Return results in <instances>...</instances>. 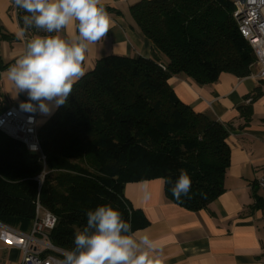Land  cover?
<instances>
[{"label": "trees", "instance_id": "16d2710c", "mask_svg": "<svg viewBox=\"0 0 264 264\" xmlns=\"http://www.w3.org/2000/svg\"><path fill=\"white\" fill-rule=\"evenodd\" d=\"M232 9L230 0L131 4L137 27L163 60L154 52L97 59L73 86L67 104L37 126L44 161L0 130V221L16 218L31 226L38 201L57 217L48 236L65 251L86 224V213L99 205L118 209L133 230L147 224L124 197L127 182L162 178L166 197L191 210L215 200L224 190L231 128L181 101L169 79L178 75L203 85L223 72L249 75L255 56ZM23 15L18 9L19 23ZM8 64L0 57V73ZM9 107L0 105V113ZM43 170L39 184L36 176ZM182 170L192 186L177 201L171 188ZM255 204L264 201L258 197Z\"/></svg>", "mask_w": 264, "mask_h": 264}, {"label": "crops", "instance_id": "0c3cea01", "mask_svg": "<svg viewBox=\"0 0 264 264\" xmlns=\"http://www.w3.org/2000/svg\"><path fill=\"white\" fill-rule=\"evenodd\" d=\"M136 1L104 0L114 25L86 53L85 72L110 54L151 57L154 52L163 60L130 13ZM14 7L12 0H0V33L9 35L0 34V57L9 63L0 73V105L21 108L27 94L14 95L5 75L25 47V40L16 36L20 23ZM169 84L192 109L230 126L224 190L207 207L191 210L166 197L162 178L127 182L126 201L147 220L133 231L153 240L152 254L160 264H264V205L255 204L258 197L264 201V191L256 184L264 175V79L223 72L211 84L178 75ZM55 109L53 104L51 114ZM24 111L35 116L37 126L51 115ZM30 227L21 219L0 221V264H21V234Z\"/></svg>", "mask_w": 264, "mask_h": 264}, {"label": "clouds", "instance_id": "9594fccd", "mask_svg": "<svg viewBox=\"0 0 264 264\" xmlns=\"http://www.w3.org/2000/svg\"><path fill=\"white\" fill-rule=\"evenodd\" d=\"M12 2L24 13L16 36L25 40V47L7 68L6 79L14 95L27 94L22 109L51 114L53 104L57 108L67 104L73 86L85 75L86 53L114 22L104 0ZM44 175L38 178L41 184ZM191 186L190 175L182 170L171 193L180 201ZM153 249V240L147 234L137 235L118 209L99 205L86 213V224L75 232L61 264H160Z\"/></svg>", "mask_w": 264, "mask_h": 264}, {"label": "built area", "instance_id": "2783aa9c", "mask_svg": "<svg viewBox=\"0 0 264 264\" xmlns=\"http://www.w3.org/2000/svg\"><path fill=\"white\" fill-rule=\"evenodd\" d=\"M230 1L233 4L232 17L238 31L249 43L255 56L249 75L259 80L264 79V0ZM14 10L18 12L16 7ZM0 130L20 140L29 150L41 153L34 115L11 106L0 113ZM40 157L44 161L45 156L42 153ZM42 173L45 174V171L36 176L39 184L38 178ZM256 184L264 191V175L256 179ZM56 223L57 217L37 201L30 230L21 234V264H61L62 258L59 255H63L64 250L55 246L48 236Z\"/></svg>", "mask_w": 264, "mask_h": 264}, {"label": "rangeland", "instance_id": "374dc122", "mask_svg": "<svg viewBox=\"0 0 264 264\" xmlns=\"http://www.w3.org/2000/svg\"><path fill=\"white\" fill-rule=\"evenodd\" d=\"M23 111H24V109H23Z\"/></svg>", "mask_w": 264, "mask_h": 264}]
</instances>
